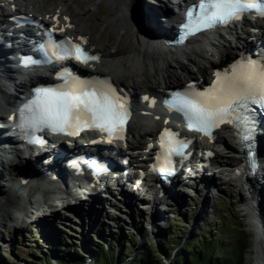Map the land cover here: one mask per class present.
Segmentation results:
<instances>
[{
    "label": "bare ground",
    "instance_id": "bare-ground-1",
    "mask_svg": "<svg viewBox=\"0 0 264 264\" xmlns=\"http://www.w3.org/2000/svg\"><path fill=\"white\" fill-rule=\"evenodd\" d=\"M14 1L18 5L19 9L24 7L27 8L33 5L32 10L36 11L38 15L42 16L51 12H56L57 8H60L61 11L65 10L69 12L68 15L71 16L72 23L74 24V28L72 30L76 33L88 35L90 45L95 46V50L101 52L102 54L101 59L95 65V68L109 75H112L114 79L119 83L125 84L126 86H129L134 90H140V92L142 93L147 91H159L157 88H168L173 84L185 82V80L190 79L192 76L206 77L209 74L211 62L215 58L214 51L220 50V57L221 59H224L228 56L227 53L230 49V42L218 35H215L214 37L204 35L192 39L189 43L187 42L182 47H169L163 40V37L167 34H170L172 29L171 22H167L166 20V16L168 15H160L161 9L148 7L141 0V7L143 10V13L141 12L142 14H138L135 8L132 12L134 3L138 2V0H111V2H109L108 10L103 20H105L112 26L115 33L117 34V40L111 39L110 37L109 39H100L99 35H97L96 25L88 20V15L92 10L90 6H95L98 1L106 0H72L73 3H76L79 6L80 11H77V8L72 11V7H74L73 3L72 5L67 4V6H61L59 3L67 2L68 0H56L55 2H50L48 0ZM40 4L46 7L53 6L51 8L52 11H50L48 8L36 9L34 7V5ZM180 6L181 5L177 4L176 2L171 3L170 12H176L180 9ZM130 13H132L131 17ZM137 20H140L141 24L149 31H144L142 27L140 28ZM258 25L260 27L261 25H263L262 29L264 30V21H259ZM237 38L238 41H240L241 39L243 40L242 35H238ZM212 45L213 49L215 50L213 52H210V48ZM5 53V50L0 49L1 110H3L6 106V104H4L5 98L1 91V88L4 87L5 89H7L6 87L8 83L13 82V73H10V71L5 67V64L11 63V60L9 58H5V60L2 59V56H4ZM7 56H9V52H7L6 57ZM183 58L186 59V61L183 60ZM27 78V84L20 86L21 89H23L22 87L27 88L28 86H30L34 80L38 79V76L36 75L35 71H32L28 72ZM13 86L16 88L18 85L14 84ZM134 99L135 102H138L139 96L136 95ZM144 119L145 123L137 120L131 126L130 131L134 135V144H129L128 147L136 146L135 148L143 149L145 145L141 143V140L145 139V137L147 136L152 135V132L160 127V123L158 124V122L154 121V118L152 116L145 117ZM218 141L219 144L223 145V147L228 151L237 152L236 143L234 141V138L230 135L229 130H224L223 133L219 135ZM216 161L220 166L223 167V171L229 183H239L241 188L245 189L246 197L242 199L243 207L240 210L243 213V216H245L248 227L250 226V231L252 234L253 252L249 264H264V161L261 167H259L256 173L251 177H248L243 173L234 174L235 165L237 163L232 158L217 154ZM134 162H140V160L134 159ZM59 165L60 164L51 166L50 168H44L43 165H39L40 168L43 169L41 171L37 167L38 164H33L32 162L26 161L22 167H15L13 168V170H17V174H20L23 170L28 175H30L28 172H31L33 174V176L31 177H34L39 173L47 172L53 167L56 168L59 174H62L64 168L62 170L61 166ZM217 175L214 174L215 179L212 178L213 180L207 179L204 176L201 178V182L199 181L198 184V186L201 187L200 193H202L206 189V187H209L212 181H215L218 178ZM17 182L18 181L16 179H12L7 187L0 188V196H2L3 198V200L0 202V205H3V201H7V198L12 201L13 199L17 200V202L21 198L20 195L16 194V192L11 187V185H14V183L17 184ZM116 183L119 185L120 193L125 200L123 204H134V194L127 192V190L124 189L123 184L121 185L119 180H116ZM196 186L197 185H195V187ZM65 188H69L66 183ZM42 193L44 197L47 196V192L43 191ZM75 195L77 196H75V201L79 202H74V204H68L67 206L69 210L73 211L74 213L78 211L82 213V209L85 213H88L89 221H87V223L89 225H93V217L95 218V220L99 221L100 218L104 216V209H101L99 205L102 198L100 194L96 193L94 197L87 196L86 192L83 191L81 187L75 189ZM200 195L202 196V194ZM170 196H172V199H165L158 197L156 193H154L152 197L151 209L155 210L158 213L162 210L160 208L162 203H172L173 205H175L181 202L182 198L178 192L173 195L171 194ZM86 198L87 204H82V200H85ZM203 198L204 199L201 205L202 208L205 207L206 204V195H204ZM58 205L59 204L57 202H50V204L48 205L49 213H42L38 216L37 221L41 223L42 228L44 227L45 229H50L49 225L51 223L55 224V221L53 222L51 218H56L57 212L60 209L64 208L63 206L58 207ZM3 211V215H11L7 210ZM95 211L101 213L100 218H97L98 216H96V214H93ZM45 217L46 220H41ZM60 219L61 218H59V220ZM18 223L19 222L16 221V224ZM16 224L13 225L14 231L15 229H17V227H15ZM13 233L14 232H10L8 237L4 239L2 238V240H4L5 244L8 246L12 245L11 242L13 240Z\"/></svg>",
    "mask_w": 264,
    "mask_h": 264
},
{
    "label": "snow or ice",
    "instance_id": "snow-or-ice-1",
    "mask_svg": "<svg viewBox=\"0 0 264 264\" xmlns=\"http://www.w3.org/2000/svg\"><path fill=\"white\" fill-rule=\"evenodd\" d=\"M249 11L264 17V0H193L186 7L178 27L185 35H195L217 24L240 19ZM40 47L49 57L48 62L75 59L87 63L98 59L70 40ZM49 48L52 49L50 54ZM21 63L29 66L36 61L22 57ZM57 75L63 81L61 84L34 88L31 97L17 108L18 127L31 132L48 129L69 136L77 135L82 128L98 129L107 133L110 139L123 130L128 108L110 80L80 79L68 68ZM214 76L207 89L197 91L190 84L184 91L173 93L171 99L165 100V106L182 114L189 129L207 135L223 123L234 125L241 144L249 149L250 163L255 167L251 153L254 124L251 106L264 107V51L256 59L241 56L228 69L217 71ZM33 142L42 143L43 140L35 137ZM159 143L166 165L171 163L167 157L184 146L177 134L168 128L160 132ZM157 160H160V154ZM160 171L169 172V169L162 167Z\"/></svg>",
    "mask_w": 264,
    "mask_h": 264
},
{
    "label": "rangeland",
    "instance_id": "rangeland-1",
    "mask_svg": "<svg viewBox=\"0 0 264 264\" xmlns=\"http://www.w3.org/2000/svg\"><path fill=\"white\" fill-rule=\"evenodd\" d=\"M68 1L63 3L65 5H72V0ZM141 1L146 6L151 7L150 0ZM141 1L138 0V2L134 3L132 12L135 8L138 14L143 13ZM109 2L111 0L98 1L95 6H90L92 10L88 15V20L96 25L97 35H99L100 39L104 40L110 37L117 40V34L112 26L103 20L107 13ZM59 3L61 5V2ZM38 6H42L40 9L48 8L52 11L51 6L34 5L36 9H39ZM73 6L72 11L75 8L80 10L76 3H73ZM131 15L132 13H130V17ZM137 23L144 31H148L141 24L140 20H137ZM183 60L186 61L184 58ZM228 156L234 161L236 160L233 155ZM219 170H216L218 178L216 177L217 179L213 188H210L206 194L200 193L201 187L198 185L185 191H179L182 194L181 202L175 205L172 203H162L160 208L163 211L161 210L162 212L158 213L151 209L152 196L150 193L140 188L134 193V197H136L134 201L136 203L132 205L123 204L125 201L120 198L121 195L119 194L109 193L106 196L108 198L103 197L102 204L104 205V216L106 217L100 218L101 213L95 211L93 214H96L100 220H95L93 217V225L87 223L89 221V214L85 213L83 209L82 213L79 211L74 213L69 208L60 209L57 212L56 218H51L53 222L55 221V224L51 223L49 225L50 229L42 228L41 223L33 221L32 216H20L17 219L18 216L13 214V218L8 219L6 228L4 226L5 232L9 234L10 232H14L12 234V245H6L4 240H2V238L4 239L9 235L6 236L4 234V237H2V232H0V264H28L27 262L31 264H45L43 261L47 253L52 257L54 252L59 253L60 251H64L65 253H69L70 250L76 249L81 252V248L89 241L88 239H91L93 242L98 241V244L103 246L104 251L95 250L96 255H99V252H107L111 237L113 238L114 235H120L121 237L134 236L135 242L130 246V248H133L134 256L136 253L144 251L148 246H154L159 250V245L167 239L165 230H170V234L175 235L171 239L172 242H177L178 240H182V238L183 242H185L189 238L193 239V233L196 236H202L205 232L214 234L215 229L220 230V232L221 229H224L221 232V237L219 234L217 238L221 242L227 243L232 242L238 237L235 229L237 226H242L247 236H249V247L244 258V264H249L253 252V244L251 245L252 234L250 226L248 227L246 218L240 210L243 207L242 199L246 197V192L244 188H241L239 183H229L225 173ZM212 172L210 171L208 174L210 175L208 176L209 179L212 178ZM128 187L125 186V188ZM204 195H206L207 199L205 207L202 208ZM40 205H43V203L41 202L37 205V208L34 209L31 215L37 214L36 210ZM4 208V210H8L9 205H4ZM2 212L4 211L2 210ZM59 218L61 219L59 220ZM15 220L19 222V225L16 224ZM41 220H46V217ZM15 224L17 229L14 231L13 225ZM210 229L213 231L210 232ZM92 235L97 236V238ZM58 244L62 246L58 247ZM216 249H219V246ZM171 257L166 259V261L170 260ZM87 258L86 264L90 262L92 256L88 255Z\"/></svg>",
    "mask_w": 264,
    "mask_h": 264
},
{
    "label": "trees",
    "instance_id": "trees-1",
    "mask_svg": "<svg viewBox=\"0 0 264 264\" xmlns=\"http://www.w3.org/2000/svg\"><path fill=\"white\" fill-rule=\"evenodd\" d=\"M235 229L238 237L227 243L217 238L219 234L221 237L224 229H221V232L215 229L214 234L205 232L202 236H196L193 233V239L189 238L185 242L183 238L172 242L171 239L175 235H171L170 230H165L167 239L159 245V250L154 246H148L134 256L133 248H130L135 242L134 236L114 235L113 238L111 237L107 252L102 253L100 252L104 251L103 246L98 244V241L93 242L88 239L89 241L81 248L82 253L78 249L70 250L69 253L54 252L52 257L47 253L43 262L45 264H86L87 256L91 255L92 259L88 264H167L166 259L171 256L170 264H244L245 254L249 247V236L242 226H237ZM212 231L210 229V232ZM217 246L219 249H216ZM95 250L100 251L99 255H96ZM130 256L133 257L129 258Z\"/></svg>",
    "mask_w": 264,
    "mask_h": 264
},
{
    "label": "water",
    "instance_id": "water-1",
    "mask_svg": "<svg viewBox=\"0 0 264 264\" xmlns=\"http://www.w3.org/2000/svg\"><path fill=\"white\" fill-rule=\"evenodd\" d=\"M251 241H252V238H251ZM251 245H252V243H251ZM166 263H167V264H170V260L166 261Z\"/></svg>",
    "mask_w": 264,
    "mask_h": 264
}]
</instances>
